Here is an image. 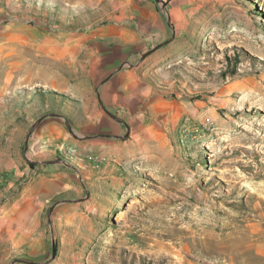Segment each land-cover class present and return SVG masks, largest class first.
<instances>
[{"label":"rangeland","instance_id":"rangeland-1","mask_svg":"<svg viewBox=\"0 0 264 264\" xmlns=\"http://www.w3.org/2000/svg\"><path fill=\"white\" fill-rule=\"evenodd\" d=\"M149 1L169 34L124 44L87 0H0V150L13 133L23 159L0 264H264V0H185V56L157 64L171 6Z\"/></svg>","mask_w":264,"mask_h":264},{"label":"crops","instance_id":"crops-1","mask_svg":"<svg viewBox=\"0 0 264 264\" xmlns=\"http://www.w3.org/2000/svg\"><path fill=\"white\" fill-rule=\"evenodd\" d=\"M100 2H103L101 6L99 5ZM88 3L93 4L91 8L93 9L92 14L95 16V18L92 17V21H96L99 18L97 15H100L97 9H94L95 7L98 9L101 8L102 15L105 16L102 18L105 24L102 25L101 29H99V31H101V36L99 35L100 39H106L109 42L122 41L124 44H134L142 40V42L144 41L146 44H148L149 42L153 43L154 41L163 39L169 34L165 27H162L159 25V23H157L159 21V15L155 11L154 5L149 0H87V4ZM168 5L171 6V8L169 7V14L171 16V21L173 22V29L170 31L171 39L164 48L156 49L153 52V55H155L157 58L155 61L156 64L161 61L163 56L170 58L175 56H185V52L183 51V48H185V0H168ZM147 22H154L155 25H158L157 27L154 26L155 29L153 31H149V29L144 27ZM141 23L143 24L141 25ZM54 57H58L56 53ZM55 72L58 73L57 71ZM134 72V70L128 71L129 77H132V73ZM129 77L128 80L122 81L121 84L120 81L116 80V82H113L112 86L117 88V92H119L120 88L133 92L135 85L133 80L129 79ZM61 84L65 86L64 82H61ZM85 84L88 86L90 83L88 82ZM20 99L24 101L23 96H15L14 91L11 89H6V96L4 99L6 116L4 120L8 125L15 129H22V127L27 125L26 122L19 123V121L16 120L19 117L20 112L16 108V101ZM53 101L58 102L56 99H53ZM88 104L92 108H95L97 105L95 100L92 98L88 100ZM112 105L116 104L113 102ZM26 111L27 109L22 107V112ZM51 120L52 119H48L46 123L47 127H43L44 129H41L40 131H44L46 134L49 132H54L55 135H59L60 131H57L53 126L55 125V121ZM44 133L42 132L43 136ZM1 143L2 142H0V145ZM18 145V137L13 135V133H10V135L5 140V143L2 145L3 150L1 146L0 169H4L8 172L11 171L10 165L12 164V159H15L16 155H19V158L23 162V159L19 153ZM12 151L16 153V155H13V157L10 156ZM17 169V174H20L24 171L25 166H19ZM11 172L16 173L14 171ZM29 195H32L35 198L36 204L39 203L38 200L36 201L38 196L30 193L24 198L23 202L25 205L30 204L27 199Z\"/></svg>","mask_w":264,"mask_h":264},{"label":"bare ground","instance_id":"bare-ground-1","mask_svg":"<svg viewBox=\"0 0 264 264\" xmlns=\"http://www.w3.org/2000/svg\"><path fill=\"white\" fill-rule=\"evenodd\" d=\"M37 137H39V138H42V137H44L43 136V134L42 133H40ZM55 138V137H54ZM232 138H234V137H232ZM236 138V137H235ZM38 139V138H37ZM237 139V138H236ZM243 139H245V138H243ZM250 139V138H249ZM243 141V140H242ZM56 169V168H55ZM57 171V170H56ZM58 172V171H57ZM55 174V173H54ZM50 175H53V174H50ZM55 176H57L56 174H55ZM48 177V176H47ZM57 178V177H56ZM53 179V177L51 178V180ZM264 188V187H263ZM235 216V215H234ZM233 225V224H232ZM242 228V227H241ZM231 229V228H230ZM122 236V235H121ZM128 236V235H127ZM264 241V240H263ZM127 242V241H126ZM223 255V254H222ZM264 256V255H263ZM242 264V263H241Z\"/></svg>","mask_w":264,"mask_h":264},{"label":"trees","instance_id":"trees-1","mask_svg":"<svg viewBox=\"0 0 264 264\" xmlns=\"http://www.w3.org/2000/svg\"><path fill=\"white\" fill-rule=\"evenodd\" d=\"M56 251V242H53V245H52V253L54 254Z\"/></svg>","mask_w":264,"mask_h":264},{"label":"water","instance_id":"water-1","mask_svg":"<svg viewBox=\"0 0 264 264\" xmlns=\"http://www.w3.org/2000/svg\"><path fill=\"white\" fill-rule=\"evenodd\" d=\"M156 1H158V0H156Z\"/></svg>","mask_w":264,"mask_h":264}]
</instances>
